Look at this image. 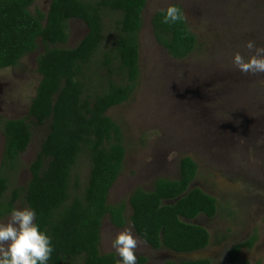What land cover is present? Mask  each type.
Listing matches in <instances>:
<instances>
[{
    "label": "trees",
    "instance_id": "1",
    "mask_svg": "<svg viewBox=\"0 0 264 264\" xmlns=\"http://www.w3.org/2000/svg\"><path fill=\"white\" fill-rule=\"evenodd\" d=\"M33 2L0 0V69L15 66L24 54L34 51L38 38L43 45L36 57L41 78L27 114L1 122L0 218L17 208L18 200L35 209L37 223L52 239L48 264H117L115 253L100 251V230L107 215L117 227L125 223L124 204L111 205L107 198L122 170L126 149L121 125L106 112L128 100L137 83L146 0H49L46 13L30 12ZM170 5L183 13L179 4ZM167 7L152 14V34L171 57L182 59L195 50L197 38L185 17L175 24L162 23L161 10ZM110 17H115L113 41L101 49L105 19ZM70 19L83 21L87 31L73 47L58 46L68 40ZM42 125L47 131L28 164L27 183L10 188L33 127ZM82 157L89 161L83 180L77 175ZM196 174V162L183 156L178 178H157L151 190L137 187L131 192L130 220L137 235L152 248L192 252L208 245L207 229L186 221L200 214L212 217L217 210L213 196L190 187ZM250 244L233 245L230 264H247L240 262L238 254L242 245ZM207 262L198 259L184 264ZM138 263L146 264V258L140 257ZM164 264L177 263L167 260Z\"/></svg>",
    "mask_w": 264,
    "mask_h": 264
},
{
    "label": "rangeland",
    "instance_id": "2",
    "mask_svg": "<svg viewBox=\"0 0 264 264\" xmlns=\"http://www.w3.org/2000/svg\"><path fill=\"white\" fill-rule=\"evenodd\" d=\"M172 3L182 7L187 26L197 38L195 50L182 59L171 57L156 42L150 25L152 14ZM48 6L49 0H34L29 10L46 13ZM114 18L105 19L101 49L113 41ZM86 31L83 21L68 20V40L58 46L73 47ZM249 40L264 46V0H146L137 83L128 100L106 112L121 125L126 149L107 202L124 204L125 223L117 227L108 215L104 217L101 252L115 253L113 239L128 228L138 240L136 264L140 257L146 258V264L167 260L184 264L198 259L207 260L206 264H230V248L246 241L251 244L241 246L240 262L264 264V74L242 73L232 63L237 52L246 58L250 55L245 46ZM42 51L38 38L34 51L24 54L15 66L0 69V160L4 144L1 122L27 114L41 78L36 57ZM46 131V125L33 127L10 188L27 183L28 164ZM183 156L197 164L190 187L216 199L212 217L200 214L186 220L205 227L209 242L192 252L155 249L135 232L129 197L137 187L151 190L157 178H178ZM88 172V158L82 157L77 175L83 180ZM17 202V208L26 207ZM7 219L8 215L0 222Z\"/></svg>",
    "mask_w": 264,
    "mask_h": 264
},
{
    "label": "clouds",
    "instance_id": "3",
    "mask_svg": "<svg viewBox=\"0 0 264 264\" xmlns=\"http://www.w3.org/2000/svg\"><path fill=\"white\" fill-rule=\"evenodd\" d=\"M162 23L175 24L183 21L180 8L169 5L161 10ZM250 55L239 52L232 58L233 65L242 73L264 74V46L255 41L246 42ZM37 213L31 207H13L6 222H0V264H48L53 252L51 236L41 229ZM138 240L131 229L120 231L112 241L118 257L117 264H136L135 250Z\"/></svg>",
    "mask_w": 264,
    "mask_h": 264
},
{
    "label": "water",
    "instance_id": "4",
    "mask_svg": "<svg viewBox=\"0 0 264 264\" xmlns=\"http://www.w3.org/2000/svg\"><path fill=\"white\" fill-rule=\"evenodd\" d=\"M170 203H172V202H170Z\"/></svg>",
    "mask_w": 264,
    "mask_h": 264
}]
</instances>
